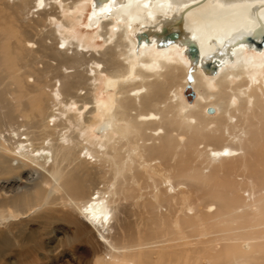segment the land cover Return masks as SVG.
Segmentation results:
<instances>
[{"label": "bare ground", "instance_id": "1", "mask_svg": "<svg viewBox=\"0 0 264 264\" xmlns=\"http://www.w3.org/2000/svg\"><path fill=\"white\" fill-rule=\"evenodd\" d=\"M90 1L82 33L85 0H0V221L53 198L93 264H264V0Z\"/></svg>", "mask_w": 264, "mask_h": 264}, {"label": "rangeland", "instance_id": "2", "mask_svg": "<svg viewBox=\"0 0 264 264\" xmlns=\"http://www.w3.org/2000/svg\"><path fill=\"white\" fill-rule=\"evenodd\" d=\"M90 2L85 0L75 15L81 17L75 21L82 33L94 31L85 29L88 26L84 24L89 20ZM97 42L102 44L100 40ZM105 45L100 49H104ZM182 56L189 62L185 54ZM205 77L207 80L210 78L207 75ZM104 79L98 80L97 90L93 92L100 99L106 95L103 91ZM122 151L126 155V148H122ZM40 176L34 174L31 179H16V188L25 191L27 196L33 192L39 193ZM105 177L109 175L105 174ZM0 192L5 196L9 194L1 189ZM76 214V210L68 211L59 200L52 198L41 211L28 213L9 222L0 221V264H93L96 257L108 259L99 233L80 224Z\"/></svg>", "mask_w": 264, "mask_h": 264}, {"label": "water", "instance_id": "3", "mask_svg": "<svg viewBox=\"0 0 264 264\" xmlns=\"http://www.w3.org/2000/svg\"><path fill=\"white\" fill-rule=\"evenodd\" d=\"M264 41V39H263ZM192 49V48H191ZM184 95L188 101H191L194 98V91L191 88L190 84H187L184 88ZM214 108L209 107L207 108V112H213Z\"/></svg>", "mask_w": 264, "mask_h": 264}]
</instances>
